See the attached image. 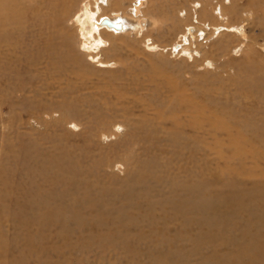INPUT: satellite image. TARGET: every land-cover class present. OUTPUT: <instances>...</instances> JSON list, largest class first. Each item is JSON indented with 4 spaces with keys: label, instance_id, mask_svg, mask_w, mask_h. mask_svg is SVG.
I'll return each mask as SVG.
<instances>
[{
    "label": "rangeland",
    "instance_id": "rangeland-1",
    "mask_svg": "<svg viewBox=\"0 0 264 264\" xmlns=\"http://www.w3.org/2000/svg\"><path fill=\"white\" fill-rule=\"evenodd\" d=\"M20 1L22 7L29 6L37 23L26 20V29L24 13L15 14L19 21L9 25L10 42L18 52L26 49L31 61L36 56L32 62L40 69L24 68L21 79L8 84L9 102L0 109V264L169 262L160 251L173 250L177 224H169L165 232L159 207L155 226L146 220L120 229L125 248L98 239L113 234L106 225L88 229L71 220L43 228L45 237H40L34 222L24 223L33 213L29 205L34 192L53 207L60 201L54 196L61 187L53 183L54 172H49L53 182L36 172L49 157L73 166L71 159H62L66 148L88 153V174L73 173L82 184L99 182L97 190L103 185L116 189L130 180L139 160L153 156L161 162L171 160L169 174L173 171L181 179L194 172L205 181L214 175L220 190L227 182L237 189L264 190V98H248L250 93L258 95L257 85L264 83V56L255 52L264 43L263 0H150L146 13L161 19V27L139 37L125 34L113 48L100 50L84 45L85 28L77 23L90 0L51 5ZM133 1L128 0L129 6ZM205 7L215 10L214 16L203 18ZM121 16L132 20L128 12ZM19 23L36 38L28 36L24 43ZM191 25H199L201 33L186 43ZM221 26H230V31L223 27L219 32ZM216 42L223 52L213 49ZM131 137L137 141L132 148L126 146ZM84 190L83 184L79 195ZM71 192L64 200L79 196ZM83 207L69 211L78 218L94 213L95 208ZM256 207L251 213L264 215V203ZM164 214L171 216L170 211ZM29 243L42 251L31 249Z\"/></svg>",
    "mask_w": 264,
    "mask_h": 264
},
{
    "label": "bare ground",
    "instance_id": "bare-ground-1",
    "mask_svg": "<svg viewBox=\"0 0 264 264\" xmlns=\"http://www.w3.org/2000/svg\"><path fill=\"white\" fill-rule=\"evenodd\" d=\"M16 1L0 0V109L4 108L9 102L6 93L8 84L11 81L21 79L25 69L30 67H32V69L39 68L38 64L32 62L33 59L34 61L36 60V56L32 58L31 61L28 53H26V49H21V52H18L16 51L17 48H13V43L11 44L10 42L9 25L19 21L16 20L15 14L18 15L21 11L24 13L23 17H25L26 29V22H28L26 20L32 19L33 24L37 23L35 22L37 17L33 15L34 13L29 11V8L27 9L29 6L26 8L22 7V1L20 0V2H17L16 6ZM55 1L57 2L59 0H40L44 5L45 3L46 5H51L52 3L56 4ZM212 1L222 3L223 1L231 2V0ZM255 1L256 0H253V2ZM127 2L128 0H90L86 3V10L83 15H79L77 23L82 24L85 28L83 39L85 38L84 45L87 46L88 49L89 47L99 50L113 48L116 44L115 41L121 40L125 34L130 35L135 33L137 36H144L152 27H161V19L148 17L146 13V8L149 6L150 0H134L130 3V6ZM233 9L232 11L236 10L235 8ZM25 11L28 15H25ZM123 12H128L132 20L127 21L124 19L121 16ZM214 12L215 10H210L205 7L202 9L201 14L203 18H206L211 14L213 15ZM234 13L235 15L237 14L236 12ZM225 15H222L221 19H223ZM104 17H107L113 22H117L118 25L108 24L103 20ZM67 20H69V18H67ZM199 24H201V22H199ZM23 25L24 24L20 26L22 27V34L20 36L23 37V42H27L28 36H30L31 40H34L36 34L34 32H25V27H23ZM198 26L199 25L188 26V35L184 36L186 43L190 42L192 39H196L197 35L200 36L201 32ZM223 27L221 26L219 32L223 30ZM81 28L83 29V27ZM225 28L230 31V26H226ZM234 29L236 30L238 28L234 27ZM146 38L148 40L150 39L148 37ZM219 41L223 43L221 40ZM17 44L18 43H16V45ZM227 44H229V42ZM218 45L222 44H219V42L217 44L216 42L213 47L216 53L222 51L221 49L223 46L220 47L221 49H218ZM260 46L262 48H258L257 51H255V49L253 50L259 53L261 52V55L263 54L264 56V43ZM77 55H79V57L81 56L80 53H77ZM110 64L114 66L117 63L111 61ZM257 87L259 94L257 95L253 91L254 93H250L248 98L253 96L264 98V83H258ZM248 88L251 89L252 86L249 85ZM233 111L232 109L231 112ZM245 123L247 124V122ZM128 141L129 143H126V146L131 148L132 143L134 144V141L137 142L132 137L128 138ZM87 155V152L82 155L78 154V152H69L67 148L64 149L61 155L63 156L62 159H71L73 166H70V161L59 162L60 159L50 157L44 158L40 172L37 171L36 174L42 176V178L51 180L49 172H54L53 176L57 180L54 178V182L53 180L51 181L61 186L58 191L54 192V196H57L60 201L53 207L48 204L49 200L46 201L43 197H36L37 192H34V196L30 200L31 204L29 205L33 208V213L29 218L27 217L24 219V223H27L29 226V223L31 224L34 222L35 224L31 225L38 226V236L45 237L41 234L45 227L48 228L55 224L68 225L71 220H79L77 221L78 224L80 226H87L88 229L90 225L94 227L106 225L113 234L109 236V238H107L106 235H99L100 237L98 236V239L101 240L103 244L109 243L125 248L126 243L124 244V242H126V238H124V234L119 233L120 229H126L130 224H138L146 220L149 224L155 226L157 221L155 209L159 207L162 213L160 218L164 220L162 222V227L165 232L169 229V224H177L176 238L171 240L172 243L170 245V248L173 250H169V253L160 251L162 256L169 259V262L166 264H264V215L251 213L253 207L257 208L256 205H263L264 190L254 191L252 188L249 190L245 188L237 189L234 187V183H226V181V184H224L225 188L220 190L217 187L214 175L208 177V180L205 181L201 177L202 174L199 175L194 172L188 173L184 179H181L178 176H174L173 171L172 175L169 174V169L173 167L171 160L161 162L156 156H153L147 161L139 160L138 167L136 171L133 172L130 180L120 184L116 189L107 186L104 187L105 185L102 184L103 187L97 190L95 188L100 186L98 184L99 182L96 183L94 180L83 181L85 190L81 196L78 191L83 184L76 180L73 172L88 174V171L85 170L86 168L84 167V163L90 158ZM118 165V169L121 171L123 167L120 165L122 164ZM65 174L66 180L63 181L62 177H64ZM71 191H75V194L79 196H73V200L71 201L64 200V197L68 193H72ZM85 205L87 209L90 208L93 210V208H95V210H93L94 213L89 217L80 214L78 218L74 212L69 211L72 209L78 212V207L84 208L83 206ZM144 207H146L147 210L142 209ZM248 210L250 214L247 219L245 221H240V216L244 213L248 215ZM168 211L171 212L170 217L169 214H164ZM112 213H114V216H111ZM87 214L89 215V213ZM91 219L93 222L89 223L88 221ZM158 223H160V221ZM60 228L63 229L65 227L61 226ZM60 233L63 234V232ZM68 234L70 235V233ZM68 234H65V236ZM150 238L152 239V237ZM0 242L3 243L2 240ZM27 246H30L31 249L36 248L42 251L41 246L32 243H29Z\"/></svg>",
    "mask_w": 264,
    "mask_h": 264
},
{
    "label": "water",
    "instance_id": "water-1",
    "mask_svg": "<svg viewBox=\"0 0 264 264\" xmlns=\"http://www.w3.org/2000/svg\"><path fill=\"white\" fill-rule=\"evenodd\" d=\"M103 20L106 21V22H107L108 24H110V25H115V26L118 25L117 22H113V21H111L110 19H108L107 17H104Z\"/></svg>",
    "mask_w": 264,
    "mask_h": 264
}]
</instances>
